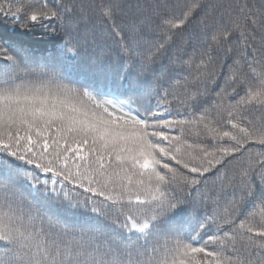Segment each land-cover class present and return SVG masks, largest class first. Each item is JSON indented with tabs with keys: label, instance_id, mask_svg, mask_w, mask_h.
<instances>
[{
	"label": "snow or ice",
	"instance_id": "1",
	"mask_svg": "<svg viewBox=\"0 0 264 264\" xmlns=\"http://www.w3.org/2000/svg\"><path fill=\"white\" fill-rule=\"evenodd\" d=\"M126 7L0 0V264H264V0Z\"/></svg>",
	"mask_w": 264,
	"mask_h": 264
},
{
	"label": "trees",
	"instance_id": "2",
	"mask_svg": "<svg viewBox=\"0 0 264 264\" xmlns=\"http://www.w3.org/2000/svg\"><path fill=\"white\" fill-rule=\"evenodd\" d=\"M152 2H153V0H120V3L122 5L132 6L130 8L126 7L127 14L123 15L122 19H124L125 21L133 20L135 18V13L137 11V9L135 7L136 5L139 4V5H143V6L147 7V5L152 3ZM257 3H258V0H257ZM0 31H3V25H0ZM188 38L189 37L186 36V39H188ZM27 39L35 40L37 38L27 37ZM64 39L65 38H63L61 36H57L55 38H50V37L44 36L43 38H40L39 43L36 44V47L38 49H41V50L44 48L52 49L56 46L62 45L64 43ZM76 63L78 64L79 71H81L84 74L97 73V72L101 71L100 66L97 63L89 60L87 58V56H82L81 58L78 59V61ZM164 64H165V66H167L168 61H165ZM159 71H163V69H159L157 74H159ZM134 73H135V70H133V74Z\"/></svg>",
	"mask_w": 264,
	"mask_h": 264
}]
</instances>
